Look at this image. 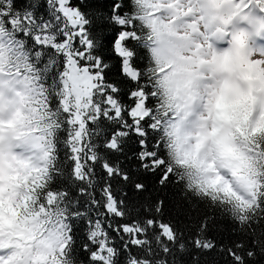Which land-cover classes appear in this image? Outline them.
Returning a JSON list of instances; mask_svg holds the SVG:
<instances>
[{"label": "clouds", "instance_id": "1", "mask_svg": "<svg viewBox=\"0 0 264 264\" xmlns=\"http://www.w3.org/2000/svg\"><path fill=\"white\" fill-rule=\"evenodd\" d=\"M127 2L120 75L135 85L137 103L128 118L141 134L133 124L125 127L126 108L117 99H100L101 84L118 91L105 82L111 62L83 67L62 59L60 48L49 51L51 38L38 47L26 36L17 44L10 31L0 33V264H117L119 249L108 228L126 252L128 245L147 251V232L158 230L153 240L168 254L179 233L159 218L162 199L153 206L156 219L115 223L126 213L108 180L127 177L95 150L101 117L125 129L115 131L105 149L120 151L128 128L142 138L141 169L161 170L158 187L172 177L182 196L238 224L258 215L264 200V0ZM93 39L96 52L100 41ZM138 59L143 68L135 66ZM146 122L161 156L143 150ZM98 162L107 174L102 188L94 173ZM194 246L208 251L213 245L201 237ZM229 255L240 264V255ZM132 259L168 264L163 257H130L126 264Z\"/></svg>", "mask_w": 264, "mask_h": 264}, {"label": "trees", "instance_id": "2", "mask_svg": "<svg viewBox=\"0 0 264 264\" xmlns=\"http://www.w3.org/2000/svg\"><path fill=\"white\" fill-rule=\"evenodd\" d=\"M72 2L90 21L89 30L100 41L95 54L99 55L105 63L111 62L110 67L104 73L105 82L113 84L118 89L114 94L115 99L125 106L126 110L123 113L125 124L131 125V120L127 116V107L132 103L129 94L135 85L120 75V59L111 50V43L116 31V25L109 22L114 0H72ZM13 5L16 9H25L29 7V0H13ZM127 10L128 2L122 0V10L119 14L123 15ZM37 12L38 14L43 13V5L37 9ZM135 66L143 68L144 64L138 59ZM151 104L152 101H149L150 106ZM89 127L91 128L92 125ZM117 130L124 131L125 129L121 128L119 124L113 126L101 117L100 128L96 131V141L94 142L97 145L96 152L106 160L109 166L118 167L121 175L127 177L126 180H122L120 176L113 175L108 180L113 195L118 201H123L122 207L126 213L124 218L116 219L115 223L119 225L136 222L142 225L146 219H156L153 206L158 199H162V216L159 218L162 222H171L179 233L175 243L167 245L169 252L165 255L153 240V235L158 230L153 229L147 232L146 236L150 242L147 251L144 248L128 245L126 252L123 241L116 239V233L108 228V234L115 239V247L119 249L117 264H126L130 257L149 260L163 257L168 264H237L234 258L229 255V250L242 257L240 264H264V200L260 202L258 215L253 220H249L245 224H238L227 214L217 208H212L206 202L198 201L190 196H182V187L174 184L172 177L165 185L158 187V181L163 173L160 169L155 172L141 169L138 157L142 151L140 147L142 138L138 137L131 128L127 129L128 136L119 145L120 151L113 152L103 147L106 140ZM144 131L143 139L146 147L143 150L149 152L155 150L158 156L163 155L158 147L154 148L158 137L148 128L147 122L144 123ZM100 132H103V137ZM144 163H149L148 159H145ZM94 173L98 178V186L102 188L107 174L99 162L94 166ZM137 184L144 186L141 191L136 190ZM96 199H101L98 192ZM81 200L83 201V198ZM79 207L83 209L84 203H80ZM100 211H103L102 205ZM206 217H211V219L206 220ZM105 219L107 220V217ZM201 222H204L205 225L203 229H201ZM201 237L213 245L210 250L202 251L195 248L194 240ZM82 239V236L77 235L78 242ZM237 244H241L242 248L237 249ZM181 245L182 250H178ZM77 251H79L78 248ZM249 251L254 253L251 259L246 255ZM79 257L87 259L83 252H79ZM194 257L195 259H193Z\"/></svg>", "mask_w": 264, "mask_h": 264}, {"label": "snow or ice", "instance_id": "3", "mask_svg": "<svg viewBox=\"0 0 264 264\" xmlns=\"http://www.w3.org/2000/svg\"><path fill=\"white\" fill-rule=\"evenodd\" d=\"M43 5V13L38 14L37 9ZM112 9H115L111 15L112 24L116 25L111 50L120 59V67L123 58L127 55L123 44L127 29L124 28L125 21L120 15L122 10V0L120 3L114 0ZM90 21L84 13L73 5L72 0H29V7L25 9H16L13 0H0V33L11 32V38L17 43L23 41L19 37L26 36L28 43L35 44L38 47H44L49 38L52 40L49 51L53 47L60 48V56L66 61L78 62L80 66L89 65L103 66L100 56L94 52L96 40L89 30ZM119 25V26H117ZM18 34V35H17ZM44 43H41V42ZM66 49V51L64 50ZM53 61H49V64ZM47 70V69H46ZM99 71V68L96 69ZM104 89L100 93V99H107L109 102L115 100V91L105 84H101ZM132 103L127 107V116L133 113L136 107V96L133 92L129 94ZM108 107V105H104ZM112 113L109 112L108 115ZM131 124H133V120ZM127 125L125 124V127ZM137 129V134H141L139 125L133 124ZM130 264H138L135 259Z\"/></svg>", "mask_w": 264, "mask_h": 264}]
</instances>
